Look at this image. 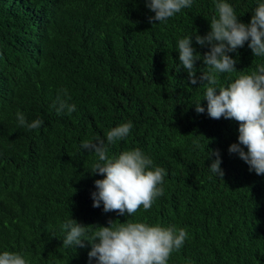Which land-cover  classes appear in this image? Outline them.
Masks as SVG:
<instances>
[{
	"label": "trees",
	"instance_id": "16d2710c",
	"mask_svg": "<svg viewBox=\"0 0 264 264\" xmlns=\"http://www.w3.org/2000/svg\"><path fill=\"white\" fill-rule=\"evenodd\" d=\"M218 2L193 0L166 22L149 23L155 13L145 0H0V251L22 253L28 264H83L82 248L65 256L62 224L111 219L202 233L203 241L188 236L167 264H264V174L225 151L235 136L238 143L239 122L194 116L206 88L191 85L179 61L178 41L206 35ZM225 2L247 24L264 0ZM248 43L229 53L237 71L218 74L220 85L264 63ZM192 46L201 56L209 50L194 35ZM196 67L206 70L202 60ZM61 89L76 105L70 115L53 107ZM17 111L44 123L20 126ZM129 120V136L109 155L140 148L166 170L164 194L130 216L105 213L103 203L91 209L80 195L104 176L91 172L98 157L81 143L106 141L107 131ZM223 128L234 137L214 145ZM212 150L220 152L223 178L210 172ZM202 211L218 217L200 225L192 217Z\"/></svg>",
	"mask_w": 264,
	"mask_h": 264
},
{
	"label": "clouds",
	"instance_id": "9594fccd",
	"mask_svg": "<svg viewBox=\"0 0 264 264\" xmlns=\"http://www.w3.org/2000/svg\"><path fill=\"white\" fill-rule=\"evenodd\" d=\"M193 0H145L146 7L155 13L150 16L153 21L166 22L184 8H190ZM216 15L210 22V31L206 35L196 32L178 41L179 61L188 74L191 85L204 84V97L193 105L194 116L198 119H216L217 124L225 125L227 119L239 122L238 143L227 146L225 151L238 154L249 171L257 175L264 174V63L257 64L251 74H241L228 86L220 85L218 74L237 71L234 59L229 53H234L245 42L255 57L264 58V3L254 10L249 23L238 19L234 8L225 0L215 4ZM201 46H207L203 56L192 46V37ZM206 70L200 71L196 62L201 61ZM180 71V69H179ZM200 71V75L197 72ZM71 97L67 89H61L53 104L57 114L67 112L69 115L76 110V105L69 103ZM16 118L20 126L28 129H38L43 120L37 118L28 122L23 112L17 111ZM133 127L131 120L111 128L104 138L85 139L81 148L94 153L98 161L93 164L91 172L103 175V179L90 181L87 194L80 195L83 202L91 208H99L103 203V211L116 212L118 216L126 213L130 216L137 212L140 206L149 210L154 200L164 194V168L153 166V160L145 155L140 148L126 150L118 156L109 155V146L126 139ZM227 134L229 136H227ZM232 129H221L216 136L214 145L229 142L234 137ZM200 147L198 141H193ZM245 148L247 151H245ZM2 149L0 148V156ZM208 156H215L209 166L210 172L223 178L219 150H212ZM264 175L260 178L263 179ZM93 212V210L91 211ZM94 213V212H93ZM217 215L206 211L193 221L211 224ZM94 219V218H93ZM96 229L89 236V231ZM98 226V227H97ZM88 221L83 225L74 219L67 220L62 228L67 230L63 239L65 256L76 249L84 250L83 264H167L170 254L179 250L189 236L194 241H203L202 233H193L192 228H177L176 226H151L146 222H127L116 224L109 219L104 225ZM211 231L212 229H208ZM85 241L91 245V251L86 249ZM0 264H28L24 254L19 252L0 251Z\"/></svg>",
	"mask_w": 264,
	"mask_h": 264
}]
</instances>
